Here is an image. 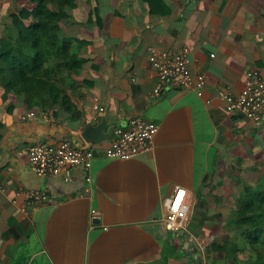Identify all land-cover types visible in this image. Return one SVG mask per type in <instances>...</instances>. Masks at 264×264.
Instances as JSON below:
<instances>
[{"label":"crops","instance_id":"crops-1","mask_svg":"<svg viewBox=\"0 0 264 264\" xmlns=\"http://www.w3.org/2000/svg\"><path fill=\"white\" fill-rule=\"evenodd\" d=\"M149 1L77 0L62 28L89 44L70 110L44 104L48 121L28 118L20 88L0 81V264H230L214 244L238 238L229 221L240 196L264 186V118L227 114L217 93L239 95L247 70L264 72V0H160L153 11ZM23 5L0 0V38ZM151 48L189 49L192 72L207 77L204 97L173 85L155 95ZM135 118L159 125L152 150L107 158L113 128ZM87 126L108 139L87 143ZM64 140L93 151L91 169L38 177L29 148ZM179 186L192 208L186 229L168 231L164 202ZM36 190L52 201L31 211Z\"/></svg>","mask_w":264,"mask_h":264},{"label":"trees","instance_id":"trees-1","mask_svg":"<svg viewBox=\"0 0 264 264\" xmlns=\"http://www.w3.org/2000/svg\"><path fill=\"white\" fill-rule=\"evenodd\" d=\"M24 5L8 19L14 30L0 38V81L20 88L31 109L44 104L73 107L69 94L83 70L89 42L67 36L62 22L77 8V0H19ZM91 2L92 0H86ZM160 0L149 1L153 11ZM33 19L35 23L28 25ZM229 226L238 238L214 244V251L230 264H264V186L248 187L241 194Z\"/></svg>","mask_w":264,"mask_h":264},{"label":"built area","instance_id":"built-area-1","mask_svg":"<svg viewBox=\"0 0 264 264\" xmlns=\"http://www.w3.org/2000/svg\"><path fill=\"white\" fill-rule=\"evenodd\" d=\"M149 61L156 70L159 83L154 89V94L159 95L167 86L194 90L199 98L204 97L207 86V77L202 73H194L190 68V50L181 49L170 57L158 55L153 48L149 51ZM218 99L224 103L226 113L229 115H243L248 120L259 123L264 118V72L258 69L245 72V85L239 95L234 96L228 88L220 89ZM210 101H207L209 104ZM103 112L104 109L97 107ZM31 119L48 121L49 117L35 108L27 116ZM159 131V125L143 118L132 119L128 127H117L114 139L106 150V156L113 160H132L139 155L152 150L155 136ZM29 164L31 170L41 178L67 175L73 169L82 167L88 171L92 167L94 153L91 149L80 148L74 141L64 140L57 145L36 144L29 148ZM69 181V177L65 178ZM84 192L91 191V178L86 176ZM27 196L30 200L31 211H37L43 205L52 201L47 191H29ZM165 217L164 227L168 231H181L186 229L189 214L192 208L188 200V190L176 187L173 194L164 202ZM93 216L97 212H91ZM209 244L214 243V238L206 239ZM205 264H208L205 262Z\"/></svg>","mask_w":264,"mask_h":264},{"label":"water","instance_id":"water-1","mask_svg":"<svg viewBox=\"0 0 264 264\" xmlns=\"http://www.w3.org/2000/svg\"><path fill=\"white\" fill-rule=\"evenodd\" d=\"M15 10L18 12L19 11V8L18 7H15ZM101 128V126H99V127H96V128H92L91 126H87V127H85V129H84V134H83V139L87 142V143H89V144H91V145H94V144H99L100 142H102V141H104V140H106V139H108V137H102V136H100V134H99V129ZM117 127L115 126L114 128H113V130L115 131V129H116ZM96 133V134H95ZM112 134L113 133H111V136H112Z\"/></svg>","mask_w":264,"mask_h":264},{"label":"rangeland","instance_id":"rangeland-1","mask_svg":"<svg viewBox=\"0 0 264 264\" xmlns=\"http://www.w3.org/2000/svg\"><path fill=\"white\" fill-rule=\"evenodd\" d=\"M254 179H257V178L255 177ZM255 181H257V180H255Z\"/></svg>","mask_w":264,"mask_h":264}]
</instances>
